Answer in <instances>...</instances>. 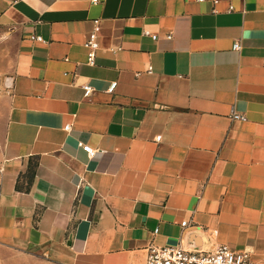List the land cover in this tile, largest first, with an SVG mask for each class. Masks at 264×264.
<instances>
[{
	"label": "crops",
	"instance_id": "obj_1",
	"mask_svg": "<svg viewBox=\"0 0 264 264\" xmlns=\"http://www.w3.org/2000/svg\"><path fill=\"white\" fill-rule=\"evenodd\" d=\"M150 246L264 264V0H0V264Z\"/></svg>",
	"mask_w": 264,
	"mask_h": 264
},
{
	"label": "built area",
	"instance_id": "obj_2",
	"mask_svg": "<svg viewBox=\"0 0 264 264\" xmlns=\"http://www.w3.org/2000/svg\"><path fill=\"white\" fill-rule=\"evenodd\" d=\"M203 1V0H202ZM217 3L218 0H212ZM98 0H92V3H97ZM230 11L233 7L230 6ZM95 27L99 25V21L94 22ZM146 35L152 36L157 39V36L146 32ZM84 47L88 50L87 54V64L89 66H94L96 64L97 52L100 49V44L98 41L97 31H93ZM236 49L240 48L239 44H236ZM85 95L88 97L92 93V88L90 86H85ZM232 119L235 121H243L245 117L238 114H233ZM83 150L89 154L90 157L94 156L95 151L85 145H81ZM188 223H183V227H186ZM145 264H253L251 254L249 252H237L230 249L227 246H221L215 251H189L183 249L182 247H154L150 246L147 249V257Z\"/></svg>",
	"mask_w": 264,
	"mask_h": 264
}]
</instances>
